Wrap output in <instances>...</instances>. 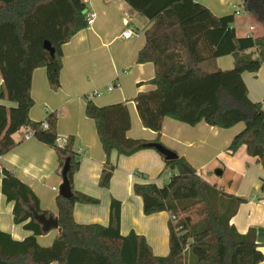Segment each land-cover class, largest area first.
<instances>
[{
  "label": "trees",
  "instance_id": "16d2710c",
  "mask_svg": "<svg viewBox=\"0 0 264 264\" xmlns=\"http://www.w3.org/2000/svg\"><path fill=\"white\" fill-rule=\"evenodd\" d=\"M144 17L150 26L144 30V45L136 63H151L154 76L137 87L151 85L131 100L141 125L156 134L168 117L188 126L200 122L220 129L238 123L244 128L227 148L234 154L244 146L264 170V109L248 98L243 73H256L264 61V35L238 37L234 16H216L196 0H123ZM244 12L264 26V0H242ZM83 0H0V157L15 147L13 135L27 129L34 139L52 148L58 174L66 160L72 177L80 155L72 136L57 145V115L48 112L43 121H33L29 111L33 70L44 68L51 90L60 87L62 46L85 29ZM47 41L51 56L43 48ZM231 55L228 70L215 67L217 58ZM84 114L94 122L99 143L108 156H131L147 149L149 143L126 136L130 117L125 102L96 106L87 100ZM46 124L47 128H43ZM164 161L170 176L166 183H134L132 192L142 201V212L149 216L167 212L168 254L155 256L145 238L130 232L122 236L120 202L111 200L108 225L80 224L74 220L76 203L97 204V200L73 191L70 200L55 197L58 234L50 246L42 247L35 238L44 236L38 216L51 217L39 201L13 173L0 169L1 193L13 204L12 221L32 233L22 241L0 231V264H259L262 253L250 229L240 234L231 224L245 199L226 194L206 183L183 157ZM114 165L106 160L99 174L98 187L108 188ZM264 181V180H262Z\"/></svg>",
  "mask_w": 264,
  "mask_h": 264
},
{
  "label": "crops",
  "instance_id": "0c3cea01",
  "mask_svg": "<svg viewBox=\"0 0 264 264\" xmlns=\"http://www.w3.org/2000/svg\"><path fill=\"white\" fill-rule=\"evenodd\" d=\"M205 5L216 16H234L233 27L238 37H259L264 35V26L248 16L242 0H196ZM85 15H95L91 26L79 31L62 46V68L60 87L50 89L44 68L33 70L30 96L33 106L29 117L43 121L48 112L57 115V145L72 136L74 149L79 153V166L72 177V190L96 199L97 204L76 203L73 217L80 224L108 225L111 200L120 202V229L122 236L131 231L145 238L155 256L168 254L167 212L146 216L142 212L140 197L132 192L134 183L160 182L169 171H164V161L153 149H143L131 156H119L112 151L105 155L99 143L94 122L84 114L87 100L96 106L125 102L130 117L128 138L152 142L156 134L145 129L138 118L131 101L137 92L153 89L151 85L137 87L154 76L151 63L137 64L136 54L144 45V30L150 23L132 10L123 0H83ZM130 26L134 36L122 38V32ZM219 70L233 66L231 55L217 58L214 62ZM242 80L247 88L248 98L260 103L264 109V61L256 73H243ZM118 87L105 91L112 84ZM1 86V80H0ZM101 92L93 96V92ZM6 107L12 106L8 102ZM243 123L229 129H220L200 122L188 126L171 118H164L159 143L186 159L196 173L208 184L226 194L246 200L231 219V224L240 234L254 230L255 241L264 264V170L257 159L250 157L244 146L234 154L227 148L233 137L242 131ZM30 132L23 129L13 135L15 147L0 157V169L7 170L33 192L39 207L55 218L57 214L55 197L61 178L55 151L33 137L24 140ZM108 160L115 169L108 188L98 187L99 174ZM169 178V177H168ZM0 174V231L15 241H22L32 235L30 231L15 225L12 221L13 204L7 202L1 193ZM58 234L52 229L44 236L35 238L39 246H50ZM55 264V263H54Z\"/></svg>",
  "mask_w": 264,
  "mask_h": 264
},
{
  "label": "water",
  "instance_id": "95a60500",
  "mask_svg": "<svg viewBox=\"0 0 264 264\" xmlns=\"http://www.w3.org/2000/svg\"><path fill=\"white\" fill-rule=\"evenodd\" d=\"M43 48L46 51H48L51 56L53 55V49L50 47L47 41L43 43ZM146 147L149 149H153L157 153L162 155L165 161H172L177 158V155L173 151L165 148L162 144L149 142L146 144ZM68 170H69V162L68 160H66L60 171L61 184L58 187L57 195L63 199L70 200L73 197V193L70 186V182L67 177ZM37 221L42 225V228L44 230H48L50 228L52 229L58 228L57 220L53 217L45 218L44 216H38Z\"/></svg>",
  "mask_w": 264,
  "mask_h": 264
},
{
  "label": "built area",
  "instance_id": "2783aa9c",
  "mask_svg": "<svg viewBox=\"0 0 264 264\" xmlns=\"http://www.w3.org/2000/svg\"><path fill=\"white\" fill-rule=\"evenodd\" d=\"M94 18H95V15H94L93 13H91V12H90V13H87V14L85 15L86 26H91L92 23H93V21H94ZM121 36H122V38H124V39L131 38L132 36H134V30H133V28L130 27V26H127V28L122 32ZM117 87H118V84L115 82V83L110 84V85L106 88L105 91L110 92V91H112L113 89H115V88H117ZM100 94H101V92L95 90V91L93 92L92 95H93V96H98V95H100ZM43 128L46 129V128H47V125L44 124V125H43ZM30 138H32V134H31V133H29V134H25L24 137H23L24 140H28V139H30ZM64 143H65V140L63 141L62 145H63Z\"/></svg>",
  "mask_w": 264,
  "mask_h": 264
},
{
  "label": "rangeland",
  "instance_id": "374dc122",
  "mask_svg": "<svg viewBox=\"0 0 264 264\" xmlns=\"http://www.w3.org/2000/svg\"><path fill=\"white\" fill-rule=\"evenodd\" d=\"M178 157H179V156H178ZM168 177H169L168 174H166V176H164L163 179L161 180V181H163V182H160V184H162V183H163V184L166 183L167 180H168ZM43 247H44V246H43Z\"/></svg>",
  "mask_w": 264,
  "mask_h": 264
}]
</instances>
